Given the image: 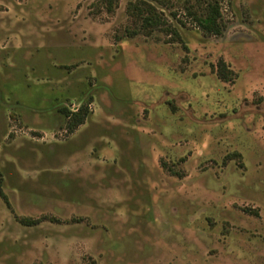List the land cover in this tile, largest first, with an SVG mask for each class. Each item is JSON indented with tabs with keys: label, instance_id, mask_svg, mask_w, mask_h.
I'll use <instances>...</instances> for the list:
<instances>
[{
	"label": "rangeland",
	"instance_id": "rangeland-1",
	"mask_svg": "<svg viewBox=\"0 0 264 264\" xmlns=\"http://www.w3.org/2000/svg\"><path fill=\"white\" fill-rule=\"evenodd\" d=\"M219 2L0 0V264H264V0Z\"/></svg>",
	"mask_w": 264,
	"mask_h": 264
},
{
	"label": "trees",
	"instance_id": "trees-1",
	"mask_svg": "<svg viewBox=\"0 0 264 264\" xmlns=\"http://www.w3.org/2000/svg\"><path fill=\"white\" fill-rule=\"evenodd\" d=\"M206 4L205 10L203 14L198 15L194 14V22L197 27L206 35L208 36H221L223 33V25H222V12H221V5L219 0H203ZM111 7V0H108ZM133 9L138 12L142 20V26L140 29L145 31L147 34L156 30L168 29V32L174 34L178 39H180V35L178 34L177 30L172 29L164 19L160 16L157 9L151 5H143V7H138L137 5L133 6ZM136 32L133 31L130 35H135ZM219 78L223 81L229 82L231 81V72L228 69L225 62L220 61L218 63V70H217ZM90 103H86L80 106L79 109L76 111H69L67 109H62L63 114L67 118V131L68 133L72 134L75 130L83 125L90 114L89 109ZM0 194L4 196L3 191L0 185ZM43 219L39 220H32V219H21V223L26 226H34L42 222Z\"/></svg>",
	"mask_w": 264,
	"mask_h": 264
}]
</instances>
